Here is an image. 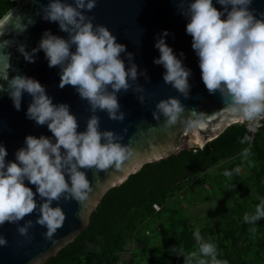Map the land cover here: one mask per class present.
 I'll use <instances>...</instances> for the list:
<instances>
[{"label":"clouds","instance_id":"obj_1","mask_svg":"<svg viewBox=\"0 0 264 264\" xmlns=\"http://www.w3.org/2000/svg\"><path fill=\"white\" fill-rule=\"evenodd\" d=\"M96 3L97 0H73L72 3L49 0L37 15L57 23L67 39L46 30L30 52L26 51V44L17 48L28 63H35L37 53L43 51L48 67L60 69L59 88L72 86L88 103L92 115L83 132L78 131L77 117L70 113V106L54 104L40 82L26 75L11 79L8 73L2 76L7 89L0 85V91H7L14 108L21 110L27 93L31 102L26 118L38 126L46 125L52 133V137L27 136L25 146L15 152L14 161H6L7 150L0 145V226L19 224L26 216L38 214L35 222L27 220L17 228L21 236H27L30 228L39 225L46 228L45 238L51 240L66 220L59 206L61 199L83 204L93 190L83 170H95V173L112 168L120 170L133 155V149L121 143L123 136L100 130V117L96 113L106 112L110 120L123 122L125 113L121 111L118 93L129 91L132 87L129 81L137 82L141 75L146 80L149 78L146 72L138 70L133 53L117 43L107 27L94 25L95 17L85 15ZM185 3L187 8L180 13L188 20L186 34L192 38L191 47L198 57L201 79L209 95L220 94L224 110L234 121L264 118V13L257 18L255 9L251 8L253 0H216L222 11L214 7L213 0H179L178 6L183 9ZM26 30L27 26L19 29L21 33ZM168 35L164 31L157 36L155 48L160 55L153 63L166 70L164 83L188 98L192 72L167 45ZM122 54L126 55L127 65ZM134 91L142 93L144 89L137 85ZM138 99L144 103L143 95ZM184 113L180 100L170 97L160 100L152 115L158 124L164 118L161 130L169 133L178 124L192 127V117ZM252 139L245 135L240 142L248 143ZM242 154L247 157L248 149ZM234 171L239 173L240 169ZM224 176L231 177L232 172L225 171ZM26 181L35 187V193L26 186ZM261 219H264V200L256 205L253 214L244 216L249 224ZM194 237L198 250L187 254L180 250L184 264H226L217 259L213 243L203 242L199 230ZM6 246V238L0 236V247ZM170 251L177 252V249L173 247Z\"/></svg>","mask_w":264,"mask_h":264},{"label":"water","instance_id":"obj_2","mask_svg":"<svg viewBox=\"0 0 264 264\" xmlns=\"http://www.w3.org/2000/svg\"><path fill=\"white\" fill-rule=\"evenodd\" d=\"M16 6L9 10L0 20V85L7 89V82L2 79L8 73L9 79L15 75H26L40 82L46 88L47 95L54 104H67L70 113L77 117L78 131L86 129V122L92 113L89 105L82 100L72 86L60 89V69L49 68L43 51L37 53L35 63H28L17 51L20 44H26V51L37 47L42 34L50 30L53 35L67 39V34L59 30L57 23L42 19L37 13L49 3V0H11ZM72 3L73 0H62ZM179 0H97L96 7L85 15L93 16L94 25H103L116 37L117 43L126 46L129 53H133V62L140 72H146L148 80L143 75L137 82L129 83L132 87L127 92L118 93L121 111L125 113L123 122L112 121L106 112H97L100 117V130L113 131L123 136L121 141L133 149V155L120 170L114 168L107 172H87V179L93 187L88 199L83 204L76 201L59 202L66 214L62 228L48 240L45 238L46 228L35 225L30 228L27 236H21L17 228L23 226L27 220L38 218L37 213L26 216L19 224L5 223L0 226V236L7 240L6 247H0V264H46L47 261L58 256L89 226L92 214L97 210L105 195L115 187H120L130 176L140 172L145 165L156 163L173 155H179L182 150L194 147L203 148L207 143L219 137L229 126L241 121H234L224 110L225 104L219 93L209 95L202 79L198 57L191 47V36L186 34L188 20L180 12L187 8L179 6ZM218 10L222 6L213 0ZM259 18L264 13V0H253L251 5ZM27 26V30L20 32V27ZM167 31L166 43L173 49L183 65L191 69L189 79L190 93L185 98L171 85L163 81L165 69L153 63L159 58V51L155 48L158 35ZM7 42V43H5ZM74 50V49H73ZM183 52L184 56L180 53ZM125 59L126 55H121ZM137 85L142 86V93L135 92ZM144 96L141 104L138 97ZM170 97L177 98L185 107L184 116H191L192 127L184 125L174 126L169 133L161 130L164 118L158 124L153 119L155 105ZM31 97L24 94L21 110L17 111L9 98L7 91H0V145L7 150L6 161L15 160V152L24 147L25 138L29 135L39 138L41 135L52 137L47 126H38L34 121L26 118V112ZM127 129V132H125ZM35 193V187L25 182ZM40 203L39 197H36ZM56 204L54 202L53 207Z\"/></svg>","mask_w":264,"mask_h":264},{"label":"trees","instance_id":"obj_3","mask_svg":"<svg viewBox=\"0 0 264 264\" xmlns=\"http://www.w3.org/2000/svg\"><path fill=\"white\" fill-rule=\"evenodd\" d=\"M15 6L11 0H0V20ZM245 135L253 137L251 142H240ZM245 149H248L247 157L259 168L255 192L258 205L264 200V126L253 135L245 124L235 123L205 147L182 150L179 155L147 164L120 187L112 188L92 214L89 226L46 264H137L135 257L126 258V255L138 242L143 248L133 253L145 257L147 264H184L180 250L183 254L198 250L199 244L194 237L197 230L203 242L216 246L218 260L226 264H263L260 260L264 259V219L256 224L246 223L244 216L255 211L246 204L230 211L234 217L225 229L219 226L198 229L183 220L179 237L182 248H176L177 252L170 251L172 248L159 252L140 235L149 219L171 211L169 203L175 195L187 188L193 190L201 182V175L220 164L223 173L232 172L229 189L247 184V179L234 171L244 164L246 157L242 153ZM155 204L161 206L160 211L154 208ZM226 215L225 221L230 218ZM217 232L221 236L216 242Z\"/></svg>","mask_w":264,"mask_h":264},{"label":"rangeland","instance_id":"obj_4","mask_svg":"<svg viewBox=\"0 0 264 264\" xmlns=\"http://www.w3.org/2000/svg\"><path fill=\"white\" fill-rule=\"evenodd\" d=\"M244 161V164L239 167V174L247 179V184L229 189L228 183L231 178L224 176L222 164L209 170L206 175L200 176L201 182L193 190L187 188L185 192L175 195L169 203L171 211L160 217L151 218L143 225L140 235L144 241L159 252L173 247L181 249L179 237L183 229V220H187L190 226L198 229L206 226H219L225 229L232 223L228 221L234 217L230 211L241 208L245 204L255 208L257 205L255 192L258 185L256 172L259 168L257 163L249 157L244 158ZM225 215L230 217L226 221ZM219 234L217 232L214 236L216 242L221 236ZM142 245V243H136L126 258L132 256L137 259V264H147L145 257L133 253L135 249L141 251ZM260 261L264 264V259Z\"/></svg>","mask_w":264,"mask_h":264},{"label":"built area","instance_id":"obj_5","mask_svg":"<svg viewBox=\"0 0 264 264\" xmlns=\"http://www.w3.org/2000/svg\"><path fill=\"white\" fill-rule=\"evenodd\" d=\"M240 123L245 124L247 128L251 131V133L254 135L259 131L260 128L264 126V118H261L259 121H241ZM154 208L157 211L161 210V206H159L158 204H155Z\"/></svg>","mask_w":264,"mask_h":264}]
</instances>
